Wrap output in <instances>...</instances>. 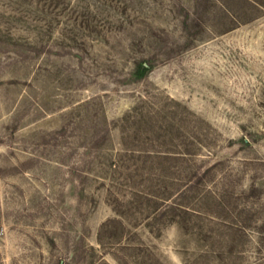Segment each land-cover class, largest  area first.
Wrapping results in <instances>:
<instances>
[{
  "label": "rangeland",
  "instance_id": "rangeland-1",
  "mask_svg": "<svg viewBox=\"0 0 264 264\" xmlns=\"http://www.w3.org/2000/svg\"><path fill=\"white\" fill-rule=\"evenodd\" d=\"M0 264H264V0H0Z\"/></svg>",
  "mask_w": 264,
  "mask_h": 264
}]
</instances>
